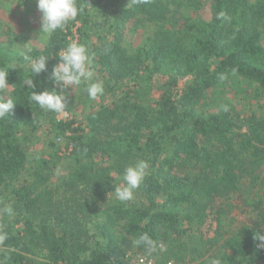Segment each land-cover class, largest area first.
Wrapping results in <instances>:
<instances>
[{
	"label": "trees",
	"instance_id": "trees-1",
	"mask_svg": "<svg viewBox=\"0 0 264 264\" xmlns=\"http://www.w3.org/2000/svg\"><path fill=\"white\" fill-rule=\"evenodd\" d=\"M77 4L82 13L46 36L40 48L11 56V46L0 47V68H9V87L0 96L16 102L0 119V233L7 237L0 242V264H128V254L167 264L186 252L196 259L192 264L212 258L264 264V248L254 239L264 234V0ZM98 20L109 25L108 34L101 37L97 27L95 43ZM144 25L155 27L153 37L137 46L128 42L127 30L137 33ZM73 32L112 99L90 107L87 126L71 116L76 94L85 92L48 80ZM25 55L48 56V72L31 75ZM151 76L159 83L147 99L134 82ZM29 78L40 82L35 91L55 87L65 96L66 113L30 102ZM220 87L239 89L243 109L224 104L211 110L213 103L204 101ZM32 115L36 125L43 118L39 128L52 134L48 143L39 138L44 145L37 156L28 154L37 144L19 140ZM59 142L69 152L62 157ZM45 156L68 159L59 192L49 183ZM137 159L149 162V174L132 201L120 202L114 189ZM7 205L12 215L2 211ZM144 233L167 250L149 255L134 246ZM203 243L210 248L203 251Z\"/></svg>",
	"mask_w": 264,
	"mask_h": 264
},
{
	"label": "clouds",
	"instance_id": "clouds-1",
	"mask_svg": "<svg viewBox=\"0 0 264 264\" xmlns=\"http://www.w3.org/2000/svg\"><path fill=\"white\" fill-rule=\"evenodd\" d=\"M37 11L40 13L38 18L39 34L50 36L58 30H63L70 22L75 21L78 15L83 11L78 6L77 0H35ZM22 4V0H21ZM224 13L218 14L217 18L224 17ZM27 51H31L28 49ZM48 56L40 55L36 59L29 60L31 75L39 76L41 73H47ZM14 69V68H13ZM235 72V69L233 70ZM9 68H0V91L9 87L8 84ZM53 85H59V89L75 86L82 89L90 99L95 100L104 93V83L95 78V72L92 66V57L88 48L84 44L70 42L58 53L57 63L52 67L48 76ZM40 82H34L29 78L25 81L29 92L30 102L36 104L41 110L65 114L67 101L66 97L59 94V91L53 87L45 88L42 91H35ZM16 102L10 97L4 99L0 96V119L8 117L11 110L14 109ZM224 111L227 108L224 107ZM149 174V162L144 159H137L135 163L127 166L123 172L122 185L114 189L115 197L120 202H129L134 199L137 189L143 184ZM2 211L8 215L13 214V208L10 205L5 206ZM6 234L0 233V242L5 240ZM258 248H264V234L257 233L254 237ZM134 246L143 247L147 254L166 251L163 244H157L146 233L139 235L134 241ZM210 264H221L218 258L210 259Z\"/></svg>",
	"mask_w": 264,
	"mask_h": 264
},
{
	"label": "rangeland",
	"instance_id": "rangeland-1",
	"mask_svg": "<svg viewBox=\"0 0 264 264\" xmlns=\"http://www.w3.org/2000/svg\"><path fill=\"white\" fill-rule=\"evenodd\" d=\"M90 1H94V0H90ZM0 23L2 26V31L3 34L0 35V47H5V45L11 46L10 50L11 56L13 55H18L19 53H24L25 51H27L28 49H31L32 47H37L40 48L42 45H44V42L46 40V36L43 34H39V23H38V18L40 16V13L37 11L36 8V3L35 0H28L26 1V5H22L21 4V0H1L0 3ZM92 10V9H91ZM206 13L205 11L202 12ZM91 14L96 15V11H92ZM205 15V14H204ZM98 24H96L95 22V26H94V31H93V35L92 37L94 38L92 41L93 42H98L97 41V27L99 29V34L106 31V29L108 28V24L104 23L103 20L99 21L98 20ZM140 30L137 31V33L133 30L135 29H128L127 32L128 34H130L129 37V41L131 44L136 43L137 45H140L142 41H145L147 38L149 37H153V34L155 32V27L151 26V25H144L142 26V28H138ZM74 31V30H73ZM103 34L101 35V37L107 35ZM71 38V42H77V35L75 34V32H73V34L70 36ZM129 44V43H128ZM13 60V59H12ZM15 63V62H14ZM18 65H21V63L19 62ZM143 78H139L136 82H134L135 84H137V89L139 93L142 94H146V98L149 99L152 95L150 93V88L151 89H155L158 86V79L154 76H151L150 79H145V82L143 81ZM132 81L127 82V87L131 88L134 84ZM80 90V88H79ZM82 90V89H81ZM230 88H225L224 90H222V88H219V91L213 95L212 97H209V95L207 97H209V99L207 101H204L207 104H210V101L213 104H210L209 108L212 110V108H215L214 110H217L218 107L223 106L224 104H226V106H228V104H236L239 105L240 104V91L239 89H237V91H230ZM235 92V93H234ZM2 93H6V90L4 89L2 91ZM243 94V93H242ZM86 93H83V98L80 97L78 94H76L75 98H74V110H73V115H71L73 117H75L77 119V124L78 123H82L83 126H87L86 125V120H85V116L87 114L88 111H90V107L92 108V110H97L100 107H104L108 104H110V102L112 101L111 97L106 95L105 93H103V95L98 96L95 100L93 99H86ZM85 97V99H84ZM84 99V100H83ZM146 99H144L145 101ZM214 101V102H213ZM203 104V102H202ZM243 102H241V104L239 105L242 109H243ZM251 104V103H250ZM253 109H256V107H254ZM247 111V110H245ZM58 117L60 118L61 115H58ZM36 116H33L30 118V121L27 123L28 126L26 127V130H23L21 132V134L19 135V140H21L23 142V144L26 147H29L32 144H37L36 146H31L28 154L32 155V153L37 155H40L41 150H42V146L44 145L43 141L41 142L39 140L40 137L44 136L45 141L47 142L50 141L52 138V134L49 133L47 134L45 130L41 131V126L44 125L43 124V118H41L38 122V124L36 125ZM40 123V125H39ZM40 126V128H39ZM87 130V127H86ZM113 129H109V131H112ZM46 133V134H45ZM30 142V143H28ZM61 143V150H59L58 152V156L62 157V155H67L69 152L67 150H64V145L63 142H59ZM56 147V146H55ZM54 149V148H53ZM52 149V152L54 151ZM54 157V158H48V156H45L49 162H50V178H49V183L51 184V186L53 187L54 190H56L57 192H59L60 188L62 187V182L64 181V178L67 176V165H68V159L67 158H58ZM31 159H34L33 156H30ZM112 195H108L106 198H111ZM210 236V234H209ZM193 245H195V243L192 242ZM203 251L206 250L207 248L209 249L210 246L208 243H203ZM136 255H140V254H136ZM135 255L132 254H128L125 255V259L127 260V262L129 261V259ZM142 257H146L150 260H152L154 262L153 258L141 255ZM196 259H194V256L190 255L188 252L182 254V258H180L179 261L176 260H170L169 262L174 263V264H192L195 263ZM155 264V262H154Z\"/></svg>",
	"mask_w": 264,
	"mask_h": 264
},
{
	"label": "built area",
	"instance_id": "built-area-1",
	"mask_svg": "<svg viewBox=\"0 0 264 264\" xmlns=\"http://www.w3.org/2000/svg\"><path fill=\"white\" fill-rule=\"evenodd\" d=\"M128 264H154V262L146 257H142L141 255H135L129 259ZM167 264L174 263L168 262Z\"/></svg>",
	"mask_w": 264,
	"mask_h": 264
}]
</instances>
